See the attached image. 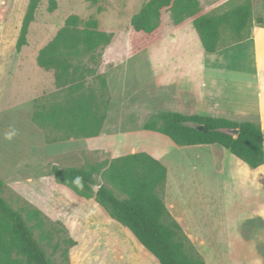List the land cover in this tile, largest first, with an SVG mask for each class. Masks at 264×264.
Wrapping results in <instances>:
<instances>
[{
	"label": "crops",
	"instance_id": "0c3cea01",
	"mask_svg": "<svg viewBox=\"0 0 264 264\" xmlns=\"http://www.w3.org/2000/svg\"><path fill=\"white\" fill-rule=\"evenodd\" d=\"M114 44L107 46L105 58ZM137 54L149 63L151 74L105 75L112 97L125 96L129 79L135 78L141 93L166 112L254 118L264 131L263 25L254 22L249 39L209 54L192 22L173 29L162 24L160 39ZM105 127L106 121L99 136L85 138L93 141L89 150L113 145L110 160L146 153L159 161L167 170L164 205L205 264H213V257H221V264H263L264 165L251 169L218 145L179 147L168 138V145L147 146L143 139L154 140L159 133L110 135ZM63 191L61 201H54L63 210L53 215L76 226V233L66 228L76 243L68 251L69 264H159L93 199ZM247 224L253 226L245 230Z\"/></svg>",
	"mask_w": 264,
	"mask_h": 264
},
{
	"label": "trees",
	"instance_id": "16d2710c",
	"mask_svg": "<svg viewBox=\"0 0 264 264\" xmlns=\"http://www.w3.org/2000/svg\"><path fill=\"white\" fill-rule=\"evenodd\" d=\"M178 1L148 0L131 18L129 56L160 39L163 11L171 13L177 28L192 22L204 51L209 54L251 37L249 0L222 14L210 15H201L198 0H186L184 4ZM49 4L52 12L55 1L50 0ZM38 5L39 0H29L15 46L17 52L27 45L28 30ZM112 39V33L98 29L95 19L85 21L70 15L52 40L39 50L37 66L52 72L56 88L65 91L59 103L42 106L33 113L32 121L47 131L46 143L94 138L102 132L108 100H103L106 80L97 75L100 84L97 94L85 83L96 73L88 65L97 64L102 49ZM188 123L203 125L204 130L197 131ZM142 129L157 132L179 147L218 145L251 169L264 165V131L257 123L163 112L147 121ZM230 130H238V134L228 133ZM50 173L78 196L93 199L111 219L127 228L159 264H205L164 205L166 168L146 153L105 160L99 166H52ZM94 176L101 177L103 182L98 183ZM2 188L0 182V192ZM24 212L26 219L0 196V264H52L34 235L37 229L43 238L47 219L36 209L26 208ZM30 220L35 221L33 226H29ZM54 225H60L66 232L60 222ZM62 242L66 244L64 264H69L68 251L76 243L70 237Z\"/></svg>",
	"mask_w": 264,
	"mask_h": 264
},
{
	"label": "rangeland",
	"instance_id": "374dc122",
	"mask_svg": "<svg viewBox=\"0 0 264 264\" xmlns=\"http://www.w3.org/2000/svg\"><path fill=\"white\" fill-rule=\"evenodd\" d=\"M49 1L39 0L34 20L28 30L27 45L17 52L15 46L29 0H0V182L3 184L0 196L13 209L21 211L25 219L26 208L41 212L47 219L44 236L41 238L40 231L35 229V239L40 242L52 264H64L66 244L62 240L67 239L69 234L54 223L60 222L65 229L68 226L74 233L76 226L64 224L54 218V210L61 211L64 206H54V201L60 202L63 190L68 187L59 184L51 175L50 169L52 166H99L105 160H110L113 145H107L103 151H91V139L46 143L47 131L32 121L33 113L42 106L49 107L59 103L65 91L56 88L52 72L37 66L36 57L39 50L50 42L63 26L65 19L76 15L85 21L95 19L98 29L112 33V41L115 42L113 49L109 51V57H104L107 48L105 47L96 65L87 64L96 70L95 75L87 78L85 83V86H90L92 92L97 94L100 90L97 80L99 76L104 78L105 75H150L149 63H145L140 54H128L131 18L148 0H54L55 9L52 12L49 11ZM185 1L179 0L178 3L184 4ZM245 1L247 0H198V4L201 15H210L222 14ZM249 2L252 23L261 21L259 24L264 26V0ZM162 24L171 29L177 28L169 11L162 12ZM128 85L125 96L112 97L108 87L104 91L106 95L103 100L108 98L104 129L106 134L141 131L147 121L159 113L166 112L163 105L159 107V103L151 96L141 93L135 78L129 79ZM227 120L259 124L254 118ZM143 141L147 146H165L169 142L168 138L161 134H157L154 140ZM120 146V152H125L124 145ZM127 146L128 150L132 149V145ZM94 178L98 183L103 182L99 176ZM27 222L29 226L35 224L32 220ZM251 226L253 225H245V230ZM213 261V264H221V257H213Z\"/></svg>",
	"mask_w": 264,
	"mask_h": 264
},
{
	"label": "water",
	"instance_id": "95a60500",
	"mask_svg": "<svg viewBox=\"0 0 264 264\" xmlns=\"http://www.w3.org/2000/svg\"><path fill=\"white\" fill-rule=\"evenodd\" d=\"M188 126L194 128V129H196L197 131H200V132H202L204 130V126L200 125V124H197V123H188ZM228 133L236 136L238 134V130H230ZM94 190L96 191L97 187H94Z\"/></svg>",
	"mask_w": 264,
	"mask_h": 264
}]
</instances>
